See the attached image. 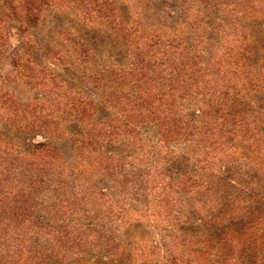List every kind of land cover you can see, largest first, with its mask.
Instances as JSON below:
<instances>
[{
    "label": "rangeland",
    "instance_id": "obj_1",
    "mask_svg": "<svg viewBox=\"0 0 264 264\" xmlns=\"http://www.w3.org/2000/svg\"><path fill=\"white\" fill-rule=\"evenodd\" d=\"M0 264H264V0H0Z\"/></svg>",
    "mask_w": 264,
    "mask_h": 264
}]
</instances>
